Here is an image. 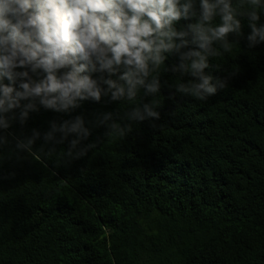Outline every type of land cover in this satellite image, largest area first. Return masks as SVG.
Here are the masks:
<instances>
[{
    "label": "trees",
    "instance_id": "obj_1",
    "mask_svg": "<svg viewBox=\"0 0 264 264\" xmlns=\"http://www.w3.org/2000/svg\"><path fill=\"white\" fill-rule=\"evenodd\" d=\"M171 2L179 19L142 37V71L110 51L52 69L98 99L45 92L49 73L20 63L31 45L0 43V264H264V0ZM227 14L222 38L193 43Z\"/></svg>",
    "mask_w": 264,
    "mask_h": 264
},
{
    "label": "clouds",
    "instance_id": "obj_2",
    "mask_svg": "<svg viewBox=\"0 0 264 264\" xmlns=\"http://www.w3.org/2000/svg\"><path fill=\"white\" fill-rule=\"evenodd\" d=\"M127 9L133 13L143 14L148 19L140 24V16L133 15L130 18L119 10L118 5L104 3L102 0H0V32L8 31L7 37H0V43L4 40L13 41L12 48H17V40L24 44H29V49L20 47V54L25 61H36V66L43 67L47 76V86L45 92L61 91L60 98H67L71 92L74 96L80 95V89L88 91L89 95L99 98L98 91L94 89V82L87 77L77 80L74 73H69L64 82H58L51 74L52 69L60 68L66 64H75L76 54H80V59L88 60L89 54L99 53L97 57L102 58L105 51L114 54V60L119 63L122 55L128 59L125 64L135 63L139 70L144 69V57L142 50H150L152 41H145L142 37H149L153 31H158L161 18L167 16L170 20L179 19L180 14L175 10L171 0H167V11H164L166 0H122ZM210 6L203 2V19L209 20L211 17ZM116 8L113 12L111 9ZM225 10L228 8L224 4ZM187 9V6H185ZM97 13L106 14L98 16ZM233 18L230 14L224 15L223 25L215 30L209 29L211 35H206L204 31H198L193 43L199 41V47L207 50L214 39L222 38L232 29ZM150 22L155 24V28L150 27ZM169 20H165L167 24ZM27 29L21 35L20 29ZM10 30V31H9ZM170 36H183V33H167ZM34 38V39H33ZM264 38V37H262ZM35 41V42H34ZM106 45L107 48L101 47ZM163 46V45H161ZM43 54V55H42ZM69 54L73 59H69ZM11 55L16 56V51ZM189 55L200 57L199 62L193 61L191 67L199 71L204 68V57L199 52H190ZM39 57V59H37ZM55 61V63H54ZM11 60L3 58V65L8 66ZM112 60L102 64V67L111 65ZM84 65L75 69L81 71ZM133 75V73L128 74ZM142 83V81H137ZM27 87V85H25ZM208 94H214L216 89L209 86L208 79L198 86ZM154 90V89H153ZM7 89L5 93H7ZM34 91L39 94L41 87ZM198 98H203L200 92L195 93ZM3 103V101H0ZM52 104V101H48ZM71 103V99H68ZM149 115H156L149 113Z\"/></svg>",
    "mask_w": 264,
    "mask_h": 264
}]
</instances>
